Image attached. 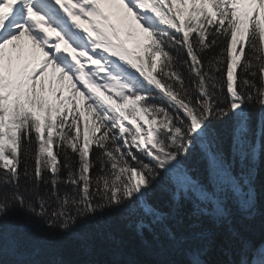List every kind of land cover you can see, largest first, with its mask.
<instances>
[{"label":"snow or ice","instance_id":"1","mask_svg":"<svg viewBox=\"0 0 264 264\" xmlns=\"http://www.w3.org/2000/svg\"><path fill=\"white\" fill-rule=\"evenodd\" d=\"M261 173L264 0H0V261L26 256L3 227L19 208L61 232L124 212L183 264H210L215 234L170 227L186 202L238 244L229 264H264L229 208L256 214ZM162 184L169 212L151 202Z\"/></svg>","mask_w":264,"mask_h":264},{"label":"trees","instance_id":"2","mask_svg":"<svg viewBox=\"0 0 264 264\" xmlns=\"http://www.w3.org/2000/svg\"><path fill=\"white\" fill-rule=\"evenodd\" d=\"M222 50L221 44L216 51ZM251 112L255 121L258 110L251 109ZM27 162L30 170L34 168V159ZM23 166L22 164L21 167ZM190 166H195L197 174L206 178L205 165L199 162V157ZM95 171L96 169L93 170ZM64 174L66 173H62ZM257 193V211L251 218H245L236 205L229 201L233 227L254 245L264 241V173H261L258 181ZM151 202L164 212H169L173 207L171 191L162 184L152 193ZM191 213V205L185 202L178 214L170 220V227L190 235L191 225L197 223L201 230L215 234L217 242L208 256L210 264H229L230 260L239 259V246L235 241L226 239L224 229L214 225L207 217L197 219ZM19 225L25 226L23 232L18 230ZM3 227L5 234L10 229L14 230V235L20 238L21 246L26 252V256L21 257L6 249L4 264H13L21 258L35 259L41 264H173V261L175 264H183L185 259L179 249L159 246L152 232L138 234L136 218L124 212L98 214L95 218L81 221L68 232H61L58 227H45L43 222L29 217L22 209L17 208L9 215ZM37 249L38 253L33 255ZM3 262L0 261V264Z\"/></svg>","mask_w":264,"mask_h":264},{"label":"rangeland","instance_id":"3","mask_svg":"<svg viewBox=\"0 0 264 264\" xmlns=\"http://www.w3.org/2000/svg\"><path fill=\"white\" fill-rule=\"evenodd\" d=\"M131 41L133 42V46L135 47L136 46V41H137V37H135V36H133L132 37V39H131ZM146 42V41H145ZM139 49H137V51H138ZM58 75V74H57ZM68 92V90L66 89L65 90V93H67ZM81 111H84V108L82 107L81 108ZM86 112V111H85ZM147 115V114H146ZM93 119V117H91V116H89V122H91V120ZM127 123V122H126ZM140 123L143 125V123H142V121H140ZM145 126V125H144ZM81 127H83V124H81ZM228 251V250H227Z\"/></svg>","mask_w":264,"mask_h":264},{"label":"bare ground","instance_id":"4","mask_svg":"<svg viewBox=\"0 0 264 264\" xmlns=\"http://www.w3.org/2000/svg\"><path fill=\"white\" fill-rule=\"evenodd\" d=\"M26 39V38H25Z\"/></svg>","mask_w":264,"mask_h":264}]
</instances>
